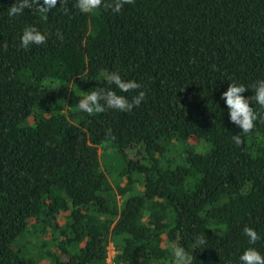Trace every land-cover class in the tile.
I'll return each instance as SVG.
<instances>
[{
  "label": "trees",
  "instance_id": "1",
  "mask_svg": "<svg viewBox=\"0 0 264 264\" xmlns=\"http://www.w3.org/2000/svg\"><path fill=\"white\" fill-rule=\"evenodd\" d=\"M114 2L83 13L58 0L45 21L35 5L9 18L15 0H0V264L264 255V108L250 101L258 119L244 134L221 99L264 80V0ZM28 26L46 43L22 48ZM114 71L141 88L108 85ZM100 88L146 96L130 112L76 108Z\"/></svg>",
  "mask_w": 264,
  "mask_h": 264
},
{
  "label": "clouds",
  "instance_id": "2",
  "mask_svg": "<svg viewBox=\"0 0 264 264\" xmlns=\"http://www.w3.org/2000/svg\"><path fill=\"white\" fill-rule=\"evenodd\" d=\"M58 0H15V3L8 8L7 15L9 18L16 17L24 12L25 9L35 10L40 14L42 20L48 19V13L56 8ZM65 0H60L63 5ZM134 0H115L113 11L119 13L125 4H133ZM102 0H75V7L83 13H91L100 8ZM46 43V36L35 26H28L23 29L20 37L21 47L29 48L31 45H42ZM108 85H115L122 93H127L141 88L136 81H124L118 72H110L105 76ZM248 90L243 84L230 83L227 90L221 94L229 114V119L236 124L244 134L252 131L258 119V114L249 106L250 101L264 108V80H258L255 85V95L246 98L243 93ZM146 93L141 90L131 100L123 95L117 94L114 90H105L100 88L99 91L93 90L83 96L76 108L80 111L93 115L94 113H103L108 109L119 110L120 112H130L134 107L140 106L145 100ZM233 140L236 144L241 142L239 135H235ZM244 235L248 238V242L254 245L261 236L252 227L245 226L243 228ZM197 246L207 243L205 238H197L195 241ZM112 253L109 256H113ZM174 264H192V258L183 247L176 248L174 251ZM112 259V257H111ZM240 264H264V255L256 248L249 247L239 256Z\"/></svg>",
  "mask_w": 264,
  "mask_h": 264
},
{
  "label": "rangeland",
  "instance_id": "3",
  "mask_svg": "<svg viewBox=\"0 0 264 264\" xmlns=\"http://www.w3.org/2000/svg\"><path fill=\"white\" fill-rule=\"evenodd\" d=\"M107 151L110 152V150H107ZM100 152H102V149H100ZM104 164L107 165V166H109V168H110V167H111V168L113 167V169H114V167H116L114 164H112V163H110V162H105V161H104ZM111 253H112V251H111Z\"/></svg>",
  "mask_w": 264,
  "mask_h": 264
},
{
  "label": "built area",
  "instance_id": "4",
  "mask_svg": "<svg viewBox=\"0 0 264 264\" xmlns=\"http://www.w3.org/2000/svg\"><path fill=\"white\" fill-rule=\"evenodd\" d=\"M111 257H112V256H109V258H107V262H108L109 264H112V262H111Z\"/></svg>",
  "mask_w": 264,
  "mask_h": 264
}]
</instances>
